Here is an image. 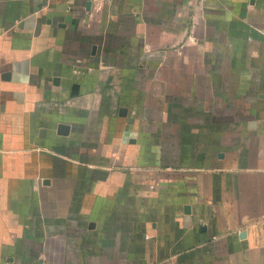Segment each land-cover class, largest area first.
<instances>
[{
    "label": "crops",
    "instance_id": "obj_1",
    "mask_svg": "<svg viewBox=\"0 0 264 264\" xmlns=\"http://www.w3.org/2000/svg\"><path fill=\"white\" fill-rule=\"evenodd\" d=\"M0 264H264V0H0Z\"/></svg>",
    "mask_w": 264,
    "mask_h": 264
},
{
    "label": "water",
    "instance_id": "obj_2",
    "mask_svg": "<svg viewBox=\"0 0 264 264\" xmlns=\"http://www.w3.org/2000/svg\"><path fill=\"white\" fill-rule=\"evenodd\" d=\"M59 128L63 131V130H65L66 125H65V124H60ZM243 233H244V232H242V234H243Z\"/></svg>",
    "mask_w": 264,
    "mask_h": 264
}]
</instances>
